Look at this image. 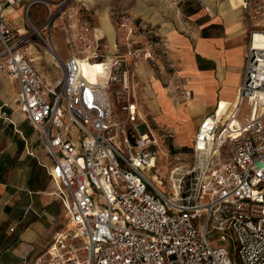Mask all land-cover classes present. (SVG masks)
I'll list each match as a JSON object with an SVG mask.
<instances>
[{
    "label": "built area",
    "instance_id": "built-area-1",
    "mask_svg": "<svg viewBox=\"0 0 264 264\" xmlns=\"http://www.w3.org/2000/svg\"><path fill=\"white\" fill-rule=\"evenodd\" d=\"M20 1L0 0V73L17 82L16 109L38 134L66 210L64 227L30 264H264V48L254 44L264 31L249 34L236 101L224 102L228 116L219 102L201 121L196 161L166 195L148 173L160 137L140 116L121 60L111 58L104 84L90 80L84 61L98 62V54L62 60L42 35L59 25L48 3L28 2L26 13L34 4L47 12L38 23L27 17L23 31L7 12ZM34 34L60 71L53 82L28 56Z\"/></svg>",
    "mask_w": 264,
    "mask_h": 264
},
{
    "label": "crops",
    "instance_id": "crops-1",
    "mask_svg": "<svg viewBox=\"0 0 264 264\" xmlns=\"http://www.w3.org/2000/svg\"><path fill=\"white\" fill-rule=\"evenodd\" d=\"M29 1L21 0L7 10L11 22L19 18L17 8L22 6L23 12L26 11ZM103 2L107 9L125 8L124 0ZM128 2L133 11L141 14L150 12L151 17L150 14L147 17L161 23L165 29L164 42L170 43L178 76L184 81L182 87L185 102H188L185 115L192 116L199 126L219 102L225 108L224 102L236 101L249 33L257 25L245 12L264 8V0ZM103 10L106 13V9ZM45 15L44 11L36 23L41 22ZM16 25L25 30L22 17L21 25ZM40 47L39 43L33 42L28 47V56L44 78L53 82L60 71L55 76L50 73L54 67L47 51L35 56ZM53 48L62 60L69 56L67 53L61 56ZM105 75L107 77V71ZM105 81L106 78L103 83ZM132 84L134 86V82ZM17 95V82L0 73V264H30L31 259L51 241L53 234L61 229L58 224L66 211L54 193L53 181L45 168L50 160L40 146L38 134L16 109ZM152 96L154 107L159 105L158 112L169 113L166 102L171 101L156 84H153ZM222 114H228L227 108Z\"/></svg>",
    "mask_w": 264,
    "mask_h": 264
},
{
    "label": "rangeland",
    "instance_id": "rangeland-1",
    "mask_svg": "<svg viewBox=\"0 0 264 264\" xmlns=\"http://www.w3.org/2000/svg\"><path fill=\"white\" fill-rule=\"evenodd\" d=\"M44 1L54 12L59 25L49 30L50 38L49 31L41 33L45 39L48 38L61 56L64 57L66 53L69 55L81 52L98 54L96 58L98 62L84 61V72H88L90 77L91 74L94 75V78H89L90 80L103 83L106 78L105 72H108V67L104 63H109L112 57L120 59L122 66L128 70L129 79L134 82L133 94L137 100L140 116L146 119L156 135H159L157 137H160L157 144L150 148L153 158L152 167L148 172L149 177L159 190L171 195L175 184L173 179L191 168L196 161L193 137L198 123L189 114H184L185 104L188 103L185 102L182 87L184 81L178 76L170 43L164 42L165 29L162 24L152 21L150 12L141 14L137 10L133 11L128 0H124L125 8L122 9L116 7L107 9L103 0ZM40 5L42 4H34L28 16L26 11L23 12L22 6L18 7L19 18L13 22L21 25L22 17L25 30H30L27 17L36 23L43 17L44 11L47 12L44 6ZM103 9H106V13ZM245 15L257 24L255 27L258 29L254 30L264 31V8L253 9L245 12ZM52 34H56L57 37ZM33 39L41 46L37 48L39 52L35 56L45 54L47 48L39 36L34 34ZM50 73L55 76L59 73V69L53 68ZM153 84L158 85L171 101L166 102V110L169 113L162 110L158 112V104L154 107ZM116 108L117 112L119 109L117 103ZM227 116L228 114L224 118ZM140 130L145 131L143 126H140ZM118 144L122 149L124 148L122 138L119 139ZM226 156L227 153H222V157ZM174 170L176 172H173ZM65 223L64 215L58 224L59 229L64 227ZM74 243L76 246L81 245L78 240ZM224 244L232 256L234 251L231 240H227ZM234 263L239 264L236 258Z\"/></svg>",
    "mask_w": 264,
    "mask_h": 264
},
{
    "label": "bare ground",
    "instance_id": "bare-ground-1",
    "mask_svg": "<svg viewBox=\"0 0 264 264\" xmlns=\"http://www.w3.org/2000/svg\"><path fill=\"white\" fill-rule=\"evenodd\" d=\"M254 39H255V45L256 46H258V47H260V48H264V35L263 34H261L260 32H258V33H256L255 35H254ZM50 55V54H49ZM111 60V59H110ZM111 62V61H110ZM110 62L108 63V62H105L104 64L105 65H107V67H108V71H109V66H110ZM83 72H84V69H83ZM85 73V72H84ZM107 74H108V72H107ZM85 75L88 77V78H94V75L93 74H91V77H90V74L87 72V73H85ZM96 81H98V80H96ZM99 82V81H98ZM105 83V82H104ZM104 83H102V84H104ZM224 104L223 103H221L220 104V107H219V114L220 113H223L224 112ZM230 123L233 125V124H239V120L237 119V118H231L230 120ZM213 154V146L211 145V144H209L208 146H207V152H206V154L205 155H207V156H211ZM152 158L153 157H151V159H150V165H151V161H152Z\"/></svg>",
    "mask_w": 264,
    "mask_h": 264
}]
</instances>
